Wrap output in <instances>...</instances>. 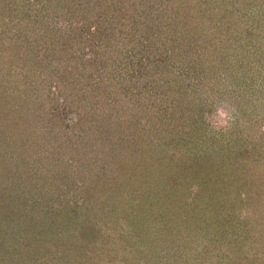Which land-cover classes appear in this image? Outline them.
<instances>
[{
    "label": "rangeland",
    "instance_id": "374dc122",
    "mask_svg": "<svg viewBox=\"0 0 264 264\" xmlns=\"http://www.w3.org/2000/svg\"><path fill=\"white\" fill-rule=\"evenodd\" d=\"M8 1L0 264H264V0Z\"/></svg>",
    "mask_w": 264,
    "mask_h": 264
},
{
    "label": "trees",
    "instance_id": "16d2710c",
    "mask_svg": "<svg viewBox=\"0 0 264 264\" xmlns=\"http://www.w3.org/2000/svg\"><path fill=\"white\" fill-rule=\"evenodd\" d=\"M218 3V2H217ZM219 5L221 6V4L219 3ZM5 6H6V9H7V11H3V16H4V19H6V20H8V21H10V22H15L17 25H16V27L17 28H21V26H22V24H23V22H22V20L24 19L23 17V15L22 16H18V14H20V13H22L23 12V10L22 9H18V10H16L15 8H10L9 7V1L8 2H6V0H5ZM95 8H97V7H95ZM114 8V7H113ZM99 10V11H98ZM98 12L99 13H102L103 15H110V13H107L106 12V10L107 9H105L104 7L103 8H98ZM15 11H17V12H15ZM117 10H116V8H114L113 9V14L115 15V12H116ZM112 14V15H113ZM200 14V13H199ZM201 14H202V16H198L196 13H194L193 15H195V16H198L197 18H194L196 21H198V25L197 26H199V22L201 21V24L203 25H205V29H208L209 31L208 32H212L211 31V29H214V28H216L218 25H219V23L220 22H218V21H220V20H222L223 18H217V16H219V17H221L222 16V13H219V15H217V14H215V15H211V12H210V10L209 9H206V8H202V10H201ZM200 20H199V19ZM252 24H254L256 27H255V29L257 30L258 29V26H259V24H258V18H256V24L254 23V22H251ZM221 25V24H220ZM196 26V27H197ZM260 27V26H259ZM1 29H3V33H4V28L3 27H1ZM250 31H252V29L251 30H249V32ZM250 34H251V32H250ZM2 40H3V38H2ZM1 40V41H2ZM3 45V44H2ZM5 47V46H4ZM3 47V48H4ZM168 58H170V60L168 59ZM175 60H176V62L174 61V59H173V56H172V53L171 54H169L167 57H166V61L167 62H169L170 64H171V66L172 67H176L175 66V64L178 62V59H176L175 58ZM166 62V63H167ZM168 63V64H169ZM184 67V66H183ZM183 67H182V70H184L183 69ZM165 70V69H164ZM174 71L175 70H171L170 72H171V76H170V78H167L166 77V82H163V83H167L168 85L170 84V85H172L173 84V86H174V82L172 81V80H174ZM174 73V74H173ZM177 75L178 74H175V78L177 77ZM170 81V82H169ZM172 81V82H171ZM166 110V109H165ZM182 116H184V113H182V115L180 114L176 119H174V118H168V125H165L163 122L164 121H166L167 120V117H165V119H162V120H160L161 122H162V127H164L165 129H166V131L169 133V134H172V132H173V130L175 129V126L177 125V124H179V126H182L181 125V120H182ZM172 119V120H171ZM174 119V120H173ZM171 120V121H170ZM159 126V125H158ZM158 133H161V130L158 128ZM90 230V229H89Z\"/></svg>",
    "mask_w": 264,
    "mask_h": 264
}]
</instances>
